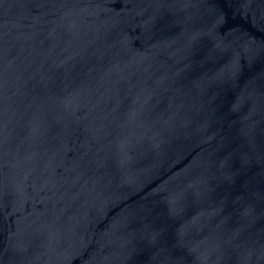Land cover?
Listing matches in <instances>:
<instances>
[{"label": "water", "instance_id": "obj_1", "mask_svg": "<svg viewBox=\"0 0 264 264\" xmlns=\"http://www.w3.org/2000/svg\"><path fill=\"white\" fill-rule=\"evenodd\" d=\"M0 264H264V0H0Z\"/></svg>", "mask_w": 264, "mask_h": 264}]
</instances>
